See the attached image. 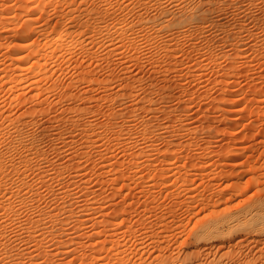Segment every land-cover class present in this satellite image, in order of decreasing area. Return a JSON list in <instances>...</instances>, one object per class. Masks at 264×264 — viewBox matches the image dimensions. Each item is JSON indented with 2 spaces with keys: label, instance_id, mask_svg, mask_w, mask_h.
Returning a JSON list of instances; mask_svg holds the SVG:
<instances>
[{
  "label": "rangeland",
  "instance_id": "rangeland-1",
  "mask_svg": "<svg viewBox=\"0 0 264 264\" xmlns=\"http://www.w3.org/2000/svg\"><path fill=\"white\" fill-rule=\"evenodd\" d=\"M252 208L264 0H0V264H242Z\"/></svg>",
  "mask_w": 264,
  "mask_h": 264
},
{
  "label": "bare ground",
  "instance_id": "bare-ground-1",
  "mask_svg": "<svg viewBox=\"0 0 264 264\" xmlns=\"http://www.w3.org/2000/svg\"><path fill=\"white\" fill-rule=\"evenodd\" d=\"M95 8V7H94ZM88 10H89V8H88ZM93 10V9H92ZM95 10V9H94ZM97 11H99V10H97ZM104 11V10H103ZM102 10H101V12H103ZM89 12H90V10H89ZM86 14H90V13H86ZM102 14V13H101ZM105 14V13H104ZM103 14V16H105ZM91 15V14H90ZM85 16H87V15H85ZM100 16H102V15H100ZM96 17H98V16H96ZM89 18H92V17H89ZM89 18H87L88 20H89ZM100 18V17H99ZM86 19V20H87ZM97 20V19H96ZM84 22V21H83ZM67 23L68 22H64L63 23V25H62V28H66L65 27V25L67 26ZM81 24H82V22H80ZM111 23V22H110ZM114 23V22H113ZM112 23V24H113ZM83 24H85V22L83 23ZM88 23H86V25H87ZM115 24V23H114ZM64 26V27H63ZM82 26H85V25H82ZM88 26H89V24H88ZM107 26V25H106ZM81 27V26H80ZM80 27H79V29H80ZM93 27V26H92ZM114 27V26H113ZM67 28H68V26H67ZM66 28V29H67ZM83 28H88L87 26L86 27H83ZM109 28V27H108ZM116 28V27H115ZM66 29H64V30H66ZM84 29V30H85ZM91 29V28H90ZM68 30V29H67ZM65 31L66 33L68 32V31ZM83 30V31H84ZM88 30V29H87ZM92 30V29H91ZM106 30V29H105ZM112 30H114V29H112ZM56 31V30H55ZM61 31H62V29H61ZM75 31V30H74ZM94 31H95V28H94ZM64 32V31H63ZM70 33H69V35H67L68 36V38H69V36H70V34H71V32L73 33V31L72 30H70L69 31ZM106 32V31H105ZM59 33V32H58ZM66 33L65 34H59V35H61L60 37L61 38H64V37H67L66 36ZM81 33V32H80ZM80 33H79V35H80ZM92 33H94V32H92ZM96 33V32H95ZM102 33V32H101ZM75 34H77V33H75ZM72 35V36H77V35ZM91 34V33H90ZM107 34H108V32H107ZM118 36V35H117ZM65 39V38H64ZM64 39H62V42H63V40ZM59 40V39H58ZM68 41V40H67ZM66 41V42H67ZM92 41V40H91ZM64 43V42H63ZM60 45V44H59ZM62 46V45H61ZM72 47V46H71ZM58 48V47H57ZM257 204L259 205V206H262V204H263V200H261V201H258L257 202ZM264 214V213H263ZM225 216V215H224ZM260 216L261 215H259L258 213H255V208H252L250 211H248V212H246V213H242L241 215H239V214H228V215H226L225 217H221V219L220 218H218V220H215V222L213 221L212 223H209V224H207V225H205V227H202V229L203 230H201V231H203L200 235H196V239H197V241H204V243L206 242V243H209L210 242V246H209V249L211 250V248H212V246L213 247H217L218 249H220V248H227V247H229V246H231V242H235L236 244V246L239 244L240 245V243L243 241V240H245L246 238H243L242 236H244V237H247L248 238V236H250V235H252L253 236V234L255 235H259V234H261V235H264V215H262L261 216V219H262V221L261 222H257V221H260ZM255 219V220H254ZM206 224V223H205ZM264 237V236H263ZM240 238H242L241 240H240ZM251 240V239H250ZM261 240V239H260ZM259 240V241H260ZM194 241H196V240H194ZM255 242H258V241H255ZM203 243V242H202ZM259 243V242H258ZM234 245V246H235ZM205 246V245H204ZM216 248V249H217ZM208 250V249H207ZM216 252V251H215ZM214 252V253H215ZM250 254H251V252H249ZM254 254H252L251 255V258H248L247 256H245V260H243L242 259V261H244L243 263L244 264H256V263H258L259 262V264H264V255H263V253L260 251V250H258V251H256V252H253ZM238 254V253H237ZM242 254H240L239 255V258H236V261L238 262V260L240 259V257H242L241 256ZM249 257H250V255H248ZM236 257H238V256H236ZM247 257V258H246ZM220 258V257H219ZM212 260V259H211ZM210 260V263L209 264H221V263H218V262H212ZM263 260V261H262ZM214 261V260H213ZM218 261V260H217ZM221 261V260H220ZM209 262V261H208ZM236 263V262H235ZM242 263V264H243ZM238 264V263H237ZM240 264V263H239Z\"/></svg>",
  "mask_w": 264,
  "mask_h": 264
}]
</instances>
